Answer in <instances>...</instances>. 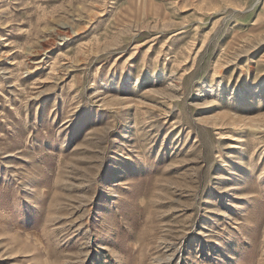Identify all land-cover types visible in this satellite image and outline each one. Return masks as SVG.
Segmentation results:
<instances>
[{"label": "rangeland", "instance_id": "1", "mask_svg": "<svg viewBox=\"0 0 264 264\" xmlns=\"http://www.w3.org/2000/svg\"><path fill=\"white\" fill-rule=\"evenodd\" d=\"M0 264H264V0H0Z\"/></svg>", "mask_w": 264, "mask_h": 264}]
</instances>
